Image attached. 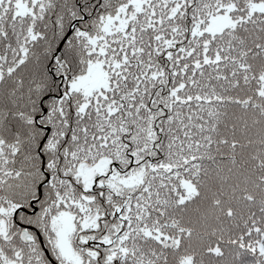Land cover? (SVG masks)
Wrapping results in <instances>:
<instances>
[{"label":"snow or ice","instance_id":"6c2138e0","mask_svg":"<svg viewBox=\"0 0 264 264\" xmlns=\"http://www.w3.org/2000/svg\"><path fill=\"white\" fill-rule=\"evenodd\" d=\"M0 264H264V0H0Z\"/></svg>","mask_w":264,"mask_h":264}]
</instances>
